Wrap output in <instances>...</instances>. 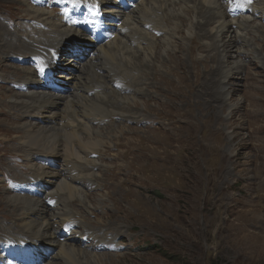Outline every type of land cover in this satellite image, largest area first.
Masks as SVG:
<instances>
[{"label":"rangeland","instance_id":"obj_1","mask_svg":"<svg viewBox=\"0 0 264 264\" xmlns=\"http://www.w3.org/2000/svg\"><path fill=\"white\" fill-rule=\"evenodd\" d=\"M45 1L44 9L54 12V18L64 19L66 6ZM109 1L118 4L120 15L121 10L126 13L134 8L128 9L116 0ZM223 2L226 7H248L246 15L252 16L249 17L250 34L242 24L239 30L242 42L235 44L234 50L243 52L236 60L245 64L240 67L239 79L228 76L230 82L226 83L230 84L223 88L224 76L220 74L217 76L219 89L213 86L198 90L200 82L209 83L203 71L209 65L217 68V60L200 61L199 65L189 60L183 66L181 63L187 57L183 48V52H174L176 58L172 60L180 69L172 67L167 72L169 79L161 81L164 68L148 57L142 63L146 67L139 69L144 73L139 77L144 84L137 86L129 81L116 84L118 91L128 95L130 91L137 92L129 96L146 112L144 118L120 123L119 118L112 116L110 128L105 124L109 118H104L100 125L91 124L98 134L113 139L102 144L104 153L89 156V160L96 161L97 167L91 173L99 183L90 185L86 180L85 187H81L83 181L77 183L78 191L74 189L75 194L66 198V213L70 212L77 230L88 229L100 239L73 242L69 240L72 233L62 232L61 225L57 226L61 240L70 241L68 244L79 248L84 255L101 256L107 264H264V20L258 19H264L261 14L264 0ZM137 3L138 0L134 6ZM256 3L262 10L251 9ZM28 4L29 0H0V76L11 72L7 81L0 77V243L19 238L16 232L23 222L35 219L25 215L31 212L32 206L23 196L27 194L18 188L34 175L29 169V150L20 146L26 130L22 128L31 123L22 115L28 103L18 93L28 91L20 90L23 85L18 83L22 81L15 72L33 67L30 59L24 66L20 60L40 52L36 49L40 45L28 43L29 38L25 36L22 41L29 44L28 48L19 43L12 47L6 44L15 36L26 34V29L30 31L31 27L48 30L46 25L30 20ZM116 25L112 21L113 31L105 34L104 42L99 44L111 41ZM10 31L14 33L10 35ZM151 35L159 39L162 33L151 31ZM247 36L251 38L248 45ZM37 37L30 36L33 40ZM73 41L64 49L65 53L70 49L71 54L66 65L74 72L71 83H84L87 79L80 67L87 58L94 59L96 53L90 44ZM232 60L229 58V64ZM225 63L223 60L219 66L228 71ZM192 65L197 67L196 74ZM6 67L8 72L4 71ZM58 74L66 73L60 69ZM132 74L138 76L135 70ZM68 81L64 79L65 83ZM97 93L86 95L84 92L88 98ZM49 110L44 115L49 116ZM47 118L61 126L56 115ZM35 122L43 123L41 119ZM109 147L111 151L105 152ZM107 157H116L117 162H109ZM43 161L50 172L55 170V160L52 164L49 160ZM38 195L45 201L50 219L51 211L59 209L56 201L47 200L44 192ZM81 216H87L90 223ZM91 223H97L96 227ZM7 231L14 234L6 235ZM49 252V255L41 254L40 264H45L55 253ZM7 255L8 249L1 246V264L5 258H9V264H27ZM78 258L86 264L84 257ZM61 262L64 261L58 258L52 261L53 264Z\"/></svg>","mask_w":264,"mask_h":264},{"label":"bare ground","instance_id":"obj_2","mask_svg":"<svg viewBox=\"0 0 264 264\" xmlns=\"http://www.w3.org/2000/svg\"><path fill=\"white\" fill-rule=\"evenodd\" d=\"M52 1L69 8L66 19L54 18V12L43 8L44 0H30L28 4L30 20L46 25L48 30L31 27L30 31L26 29V34L15 36L14 39L6 42L7 47L17 46L19 43V46L28 48L29 44L22 41L25 36L29 38L28 43L34 42L42 48L37 46L36 49L40 52L20 60L24 66L26 60L30 59L37 64L36 67L15 72V76L22 81L18 83L23 85L20 90L28 91L18 93L28 103L25 102L28 109L22 115H25L31 123L25 124L22 128L26 130L20 146L29 150L28 160L31 162L29 169L34 175L28 181L19 184L18 188L27 194L23 196L29 202V206H32L31 212L25 215L35 219L23 222L24 224L16 232V235L20 237L4 240L0 243V247H6L9 255H17L18 249L25 248L24 253L29 264H35V259L42 261V258L37 256L40 255L39 251L48 255L49 250L55 253L47 259L45 264H53L52 261L55 258L64 261L60 264H81L78 257H84L86 264H107L103 257L93 254L84 255L79 248L68 244L70 241H62L61 233L57 229L58 225H61L60 228L69 229L73 235L71 239L68 238L73 242L81 240L83 243L90 238L100 239L95 232L90 233L88 229L77 230L70 212L66 213V198L70 199L75 194L74 189L78 191L77 183L81 184L83 181L81 187H85L86 180L90 185L99 183L96 176L91 173L97 167L96 161L89 160V156L104 153L101 150L102 144L113 139L98 134L97 128L92 127L91 124L100 125L104 118H109L105 124L110 128L112 116L119 118L120 123L139 121L144 118L146 112L140 110L138 101L131 97L137 92L130 91L131 96H129L125 92L118 91L116 84L125 81L137 86L144 84L139 79L144 73L139 69L146 67L142 63L147 61L148 57L156 65L164 68V71H161V81L165 78L169 79L167 72H170L172 67L179 68V65L172 63V60L176 58L175 51L183 52V48L185 49L187 57L183 59L184 63H181L183 66H186L189 60L195 65H199L200 61L217 60V68L209 65L203 71L209 83L200 82L198 90L213 86L218 88L217 76L220 74L224 76L221 84L223 88H226L227 84H230L228 76L239 79L242 74L240 67L245 66L243 61L236 60L243 52L234 49L237 48L235 46L237 41L242 42L239 32L242 24L246 33L250 34L252 21L249 22V17L252 16L245 15L247 10L245 7H226L223 0H138L135 6L134 2L128 6V9L134 7L129 12L125 13L121 10V15L117 11L118 4L109 0ZM118 3H123L125 6L127 0H118ZM251 9L258 11L261 8L256 3ZM261 14L264 15V11ZM258 19L264 20L262 17ZM112 21L117 23L114 27L116 34L111 37V41L99 44L104 42L105 34L113 31ZM148 27L151 29L147 30ZM151 31L161 32L162 35L159 39H155ZM8 33L11 35L14 32ZM31 35H38V37L33 40L30 38ZM48 35H53V39L48 38ZM73 40L90 44L93 46L92 51L96 53L94 59L87 58L80 67L81 74L86 75L87 81L84 83H71L74 72L70 71L69 65H66L71 54L70 49H66V53L64 49ZM246 40L248 45L251 38L247 36ZM76 43L78 42L73 41V44ZM174 47L175 49H171ZM213 51L216 52L214 55L211 54ZM250 55L253 54L250 53ZM5 58L8 59V57ZM229 58L233 59L231 64H229ZM223 60L226 62L225 65L227 64L228 71L219 66ZM192 67L193 74H196L197 67L194 65ZM41 68L43 71L40 70ZM60 69L66 74L60 76L58 74ZM134 70L138 72L137 77L132 74ZM4 71L8 72L9 69L6 67ZM1 74L6 75L0 77L7 81V76L11 72ZM64 79L69 80L67 84ZM227 80L228 83H226ZM67 90L70 91L66 92ZM93 91L98 93L88 98L87 93ZM10 92L13 93L12 90ZM144 103L142 104L145 105ZM48 109H51L49 116L44 115ZM219 109H222V106ZM52 114L59 118L60 127L55 125V120H48L47 117H52ZM36 119H41L43 123L35 122ZM109 151H111L110 147L108 151L105 150V152ZM43 160H49L50 164L55 160L56 165L53 168L55 170L50 172ZM107 160L112 163L117 162L116 157L112 159L107 157ZM74 172L79 174L74 176ZM8 185L10 186L11 182ZM36 192H44L47 200L56 201L59 209L57 212L51 211L53 216L51 215L50 219L47 216L50 211L47 210L45 201L39 199L42 197L36 196ZM70 207L74 205L70 203ZM81 218L90 223L87 216H81ZM91 224L94 225L93 227L97 225V223ZM10 234L14 233L7 231L6 235ZM98 248L105 247L98 246Z\"/></svg>","mask_w":264,"mask_h":264},{"label":"snow or ice","instance_id":"obj_3","mask_svg":"<svg viewBox=\"0 0 264 264\" xmlns=\"http://www.w3.org/2000/svg\"><path fill=\"white\" fill-rule=\"evenodd\" d=\"M40 70L43 71V68H41Z\"/></svg>","mask_w":264,"mask_h":264}]
</instances>
